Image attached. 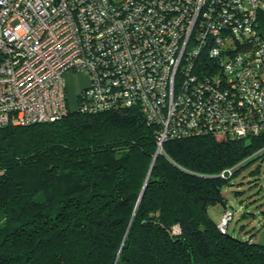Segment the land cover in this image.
<instances>
[{
  "label": "trees",
  "instance_id": "trees-1",
  "mask_svg": "<svg viewBox=\"0 0 264 264\" xmlns=\"http://www.w3.org/2000/svg\"><path fill=\"white\" fill-rule=\"evenodd\" d=\"M156 132L132 106L0 126V264H264L208 213L264 134L168 139L146 178Z\"/></svg>",
  "mask_w": 264,
  "mask_h": 264
},
{
  "label": "built area",
  "instance_id": "built-area-1",
  "mask_svg": "<svg viewBox=\"0 0 264 264\" xmlns=\"http://www.w3.org/2000/svg\"><path fill=\"white\" fill-rule=\"evenodd\" d=\"M68 71L89 77L74 109ZM123 106L160 151L264 134V0H0V126Z\"/></svg>",
  "mask_w": 264,
  "mask_h": 264
},
{
  "label": "rangeland",
  "instance_id": "rangeland-1",
  "mask_svg": "<svg viewBox=\"0 0 264 264\" xmlns=\"http://www.w3.org/2000/svg\"><path fill=\"white\" fill-rule=\"evenodd\" d=\"M87 76L83 71L65 73L69 108L76 107V93L87 86ZM222 193L226 197V210L233 213L227 232L243 238L251 234L253 240L264 244V154L240 167L224 183ZM223 207L221 203L209 206V216L219 221Z\"/></svg>",
  "mask_w": 264,
  "mask_h": 264
},
{
  "label": "water",
  "instance_id": "water-1",
  "mask_svg": "<svg viewBox=\"0 0 264 264\" xmlns=\"http://www.w3.org/2000/svg\"><path fill=\"white\" fill-rule=\"evenodd\" d=\"M158 153H160V150L157 149V150H156V154L154 155V157H153V159H152V162H151V165H150V167H149L148 174H147V177H146V178H148V176H149V174H150V172H151V170H152L153 164H154V162H155V160H156V157H157ZM143 188H144V187H143ZM142 193H143V189H142L140 195H142Z\"/></svg>",
  "mask_w": 264,
  "mask_h": 264
},
{
  "label": "crops",
  "instance_id": "crops-1",
  "mask_svg": "<svg viewBox=\"0 0 264 264\" xmlns=\"http://www.w3.org/2000/svg\"><path fill=\"white\" fill-rule=\"evenodd\" d=\"M87 78H88V82H89V77L87 76ZM79 90H80V89H79ZM79 90H78L77 93H76V97H75V98H76V102H77V96H78V94H79V92H80ZM224 209L226 210V207H225V206L223 207V211H224ZM223 211H222V212H223Z\"/></svg>",
  "mask_w": 264,
  "mask_h": 264
}]
</instances>
